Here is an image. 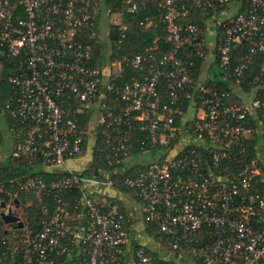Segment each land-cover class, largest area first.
<instances>
[{"label": "built area", "instance_id": "obj_1", "mask_svg": "<svg viewBox=\"0 0 264 264\" xmlns=\"http://www.w3.org/2000/svg\"><path fill=\"white\" fill-rule=\"evenodd\" d=\"M125 4L128 15L148 7L147 0ZM231 5L235 13L223 16ZM156 10L139 24L156 19L169 48L157 55L155 36L143 52L105 63L95 52L101 16L116 17L109 32L116 30L121 43L129 29L123 12L101 0H0V80L10 71L1 138L5 127L11 158L65 173L8 181L0 174L5 213L17 215L19 192L53 200L43 206L48 219L39 228L4 223L0 264H264V0H159ZM193 10L204 18L203 30L187 20ZM185 49L202 59L212 53L218 81L193 77L196 65L184 59ZM124 67L139 74L121 88L117 109L107 98ZM190 105L194 114L186 118ZM86 110L106 159L130 154L135 131L160 155L118 183L114 175L71 170L68 161L86 150L87 133L76 119ZM97 188L130 189L144 237L153 242L140 241L114 197ZM75 190L73 204L62 199Z\"/></svg>", "mask_w": 264, "mask_h": 264}, {"label": "trees", "instance_id": "obj_2", "mask_svg": "<svg viewBox=\"0 0 264 264\" xmlns=\"http://www.w3.org/2000/svg\"><path fill=\"white\" fill-rule=\"evenodd\" d=\"M159 0H147V10L140 11L138 15H128L125 14L126 11V4L125 0H101L102 4L106 6L107 8H110V10L114 13H120L123 12L125 14L124 21L128 23V32L126 34V37L124 40L119 43L118 42V32L116 30H111L109 32V40H110V46L115 51V56L120 58L123 55L126 56H132L136 53L143 52L145 48L151 46L153 44V39L155 36H158V39L155 41V44L157 45V48L155 49L156 54L160 55L164 51H166L170 43L166 42L163 38V36L166 34V31L164 27H162L159 22L156 19L152 20V23L147 25L146 27L141 26L139 24V21L142 20L146 15H157V3ZM191 22H196L201 30H203V22L204 18L199 16L196 11L193 10V14L187 19ZM112 27V25H110ZM102 46V45H101ZM101 46H96L95 52L98 53L99 51H102ZM104 56V53L102 51V58ZM182 56L184 59L188 62L194 61L196 65L195 71L191 72L192 76L195 78H198L200 74V67L202 65L203 59L198 58L194 55V50L185 49V51L182 53ZM96 54H94V58H96ZM252 72L256 73L257 71V64H253L251 66ZM214 75L217 77V79L209 80L210 82L218 81V70L215 71ZM10 73L9 70L6 69L5 72L2 74V79L0 80V104L3 105L5 108L8 106L6 102V98L8 97L10 93V88L7 83V76ZM139 72L137 70L132 69L131 67H124V73L121 74V76L117 77L115 79V86L112 89L111 93L108 94L107 103L113 106L114 108H119L122 105V102L119 98V92L123 85L126 82H129L130 80L137 78ZM250 73H246L243 80V84L247 81V78ZM214 77V78H216ZM221 84V83H220ZM229 101H237L236 98H230ZM187 101H185V106L187 105ZM73 105L77 106L78 103H73ZM91 118L90 111L86 110L83 111L81 115H77L76 119L78 120V124L81 128H84V126L87 124V122ZM264 118V116H263ZM254 125H256L254 123ZM102 129H104L102 127ZM118 129V128H116ZM145 133L142 131H135L130 133V139L129 143L131 144V148L129 149V152L133 155L142 153L143 151L147 150V144H142L145 139ZM2 143V138L0 135V144ZM86 144V137L84 145ZM104 145V139L101 135H97L93 154H92V162L89 164V167L82 171L83 175L90 176L93 173L100 176V173L98 170L103 169L106 171H114L118 168V163L120 160L125 158L124 154L120 153L118 157H114L112 159H106L104 154H101L98 151V148L102 147ZM251 155H253V151L250 152ZM142 167L139 165H136L134 167H131L129 170H127L124 173H116L113 176V180L115 183H118L120 179L125 175H134L139 169ZM0 174L2 175L3 180L8 181L9 179H12L13 177H20L25 178L26 176L30 177H38L44 180L53 179L57 176H64L65 173H50L46 172L43 169H35L32 166L28 165L26 162L20 160V159H13L9 156L1 159L0 157ZM10 192L14 190V188L11 186L9 187ZM122 191L132 193L130 189L123 188ZM28 195V196H27ZM27 198L30 199V206L27 208L28 210V220L29 224H32L34 227L39 228L40 223L43 220L48 219V215L44 214L42 212L43 206H51L53 203L51 196H42L37 197L32 192H19L17 195V199L19 200V203H24ZM78 198V194L75 191L73 192H67L64 191L62 193V199L69 202L70 204L74 203V200ZM6 200V196L4 194H0V206L1 202ZM1 211V209H0ZM4 223L0 219V239L5 237V227L3 226ZM148 234L152 235L154 232L153 227H149Z\"/></svg>", "mask_w": 264, "mask_h": 264}, {"label": "rangeland", "instance_id": "obj_3", "mask_svg": "<svg viewBox=\"0 0 264 264\" xmlns=\"http://www.w3.org/2000/svg\"><path fill=\"white\" fill-rule=\"evenodd\" d=\"M235 13V7L234 5H231L229 10L223 15V16H229ZM116 21V17L112 16V21ZM112 21H109V16H106L105 13L102 14L100 22H99V30H100V39L102 40V51L104 53L103 56V60L105 61V63H107L108 61L112 62L115 57V51L111 48L110 46V40H109V28H110V24L112 23ZM212 43L208 42V48L211 49L212 48ZM213 55L212 53H207V55L205 56V58L203 59L202 65L200 67V74L198 76L199 81L201 83H206L208 80H213V79H217V77L214 75V73H216L215 71L217 70V68L214 66L213 63ZM216 77V78H214ZM219 79V77H218ZM96 126L97 123L94 120V118H90V120L87 122V124L84 126L85 131H86V144L89 145L88 146V150L86 151V155H90V149H91V144L95 143V139L97 137V130H96ZM3 132V138H2V143L0 144V157L1 159H4L8 156V154L10 153V137L7 135L6 129L5 127H3L2 129ZM93 154V149L91 150V155ZM152 155L150 154H145L143 160L144 161H148L150 159H152ZM127 159L129 157H126ZM132 159V157L130 158ZM128 159V160H130ZM86 160V157H82L79 161L81 163H84ZM142 162V161H141ZM74 162L72 160L68 161V164L70 165V167H72L73 169H75V166L73 164ZM91 163V162H90ZM89 163V164H90ZM88 164V165H89ZM80 164H78L79 166ZM136 166L135 164H133L130 167H134ZM141 166V165H139ZM128 167V168H130ZM76 168H79L76 166ZM119 164H118V168L119 169ZM125 168V169H128ZM115 171H106L103 169L99 170L100 173V177L101 179H105L106 177H110L112 176V173H114ZM105 190V188H104ZM121 194H124L123 196L126 197L127 195H130L131 193L129 192H124V191H120ZM28 196V195H27ZM129 197V196H128ZM30 206V199L27 198V200L24 203H19L16 208L14 209L13 212H15L20 218L21 220L26 224L29 223L28 220V216H29V212L27 210V208ZM4 226V225H3ZM5 227V226H4ZM139 236L142 237L140 240H143L149 244H151L153 241H149L148 239L146 240L143 235L141 233H139ZM144 242V243H145ZM157 242V241H156Z\"/></svg>", "mask_w": 264, "mask_h": 264}, {"label": "crops", "instance_id": "obj_4", "mask_svg": "<svg viewBox=\"0 0 264 264\" xmlns=\"http://www.w3.org/2000/svg\"><path fill=\"white\" fill-rule=\"evenodd\" d=\"M214 59V57H213ZM194 114V107H192L191 105L189 106V108L186 111V118L191 117ZM97 138V137H96ZM96 141V139H95ZM185 143H189V142H194L193 140H189V139H184ZM90 145V144H89ZM86 144V150L85 153L81 156L78 157L75 160H72L75 166V169H73L72 167L71 170L75 171V172H82L83 170H85L86 168L89 167V163L92 162V155H91V150L94 149V145L95 143L91 144V149H90V155H86V151L88 150V146ZM145 154H150L152 155V159L148 160V161H144V155ZM160 155L159 151H154V150H145L142 153L139 154H128L127 156H125V158H123L122 160L119 161V169L114 170L115 172L112 173V175H115L116 173H124L127 170H129L133 164L135 165H143L145 163H148L154 159H156L158 156ZM82 157H86V160L84 163H81L79 160ZM126 157H129L128 159H130L132 157V159L128 160ZM142 161V162H141ZM78 164H80L78 166ZM69 165V164H68ZM70 166V165H69ZM79 167V168H76ZM130 167V168H128ZM128 168V169H125ZM35 169H39L38 167H36ZM46 172H50L49 170H45ZM57 172H62V169H58L56 170ZM98 191L102 192V194L105 195H109L111 197H114V201L115 203L118 205L120 211L122 213H124L128 219L129 225L132 228V231L134 233H136L137 235H139V233H141L144 237V229H145V225L143 223V215H142V210L140 209L138 203L135 201V199H133V197L130 195H127L126 197H124V194H121L120 191H116V190H111V189H106L104 190V188H97ZM129 196V197H128ZM139 238L141 239L142 237L139 236ZM145 238V237H144ZM142 242H145L143 240H140Z\"/></svg>", "mask_w": 264, "mask_h": 264}, {"label": "water", "instance_id": "obj_5", "mask_svg": "<svg viewBox=\"0 0 264 264\" xmlns=\"http://www.w3.org/2000/svg\"><path fill=\"white\" fill-rule=\"evenodd\" d=\"M3 207L4 204L1 203L0 208ZM0 219L3 223L13 228H20L23 226V222L21 221V219L17 215L11 213L10 211L8 213H5L4 211H0Z\"/></svg>", "mask_w": 264, "mask_h": 264}]
</instances>
